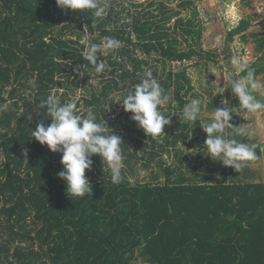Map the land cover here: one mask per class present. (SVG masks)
<instances>
[{
    "label": "trees",
    "instance_id": "obj_1",
    "mask_svg": "<svg viewBox=\"0 0 264 264\" xmlns=\"http://www.w3.org/2000/svg\"><path fill=\"white\" fill-rule=\"evenodd\" d=\"M177 14L164 0H152L134 13L110 6L100 20L91 12L65 13L55 0H0V264H136V254L149 264H264V183L254 170L248 165L239 173L224 169L218 179L200 172L192 176L163 156L173 146L178 160L186 163L176 146L191 141L195 128L203 130L199 121L190 126L182 119L173 127V111L187 103L193 85L186 69L166 72L168 63L219 57L216 50L202 54L201 29L195 30L194 19L179 17L169 30L167 24ZM113 23L120 25L109 29ZM251 25V19H242L226 38L225 51ZM84 35L92 43L104 37L122 41L121 48L108 54L111 70L98 75L83 60ZM254 37L263 51L264 33ZM138 49L145 58L136 55ZM153 53L160 55L162 74L150 63ZM145 65L171 95L166 135L151 138L135 121L123 126L126 132L113 129L124 145L122 182L111 183L107 165L96 154L89 179L92 194L68 196L66 182L57 176L63 170L62 154L31 137L42 119L51 123L40 102L54 95L66 103L93 74L103 77L108 71L113 76L105 79L103 89H88L84 97L99 119L107 113V96L139 83ZM251 67L256 76L264 75V51ZM227 97L235 110L232 93ZM231 115L230 123L238 127L239 115ZM236 139L243 142L242 135ZM256 152L260 157L259 147ZM206 155L201 154L207 163L202 161L199 170L214 163ZM142 169L151 174L141 177Z\"/></svg>",
    "mask_w": 264,
    "mask_h": 264
},
{
    "label": "clouds",
    "instance_id": "obj_2",
    "mask_svg": "<svg viewBox=\"0 0 264 264\" xmlns=\"http://www.w3.org/2000/svg\"><path fill=\"white\" fill-rule=\"evenodd\" d=\"M55 3L65 13L68 10L76 13L91 12L98 20L103 19L108 11L104 0H55ZM80 43L84 45L83 60L88 61V65L98 75L106 68L103 60L98 62V56L123 46L122 41L114 37H104L100 43H92L86 35ZM230 65L242 75L235 78L232 71L225 72L222 77L223 87L219 88L223 92L230 89L232 96L238 98L239 107L246 113H264V99L257 96V93L264 95V80L256 76L255 69L245 56L231 57ZM75 70L79 73L80 66ZM125 93L120 104L125 112L132 113L130 119L151 138L164 134V127L170 124L171 116H165L160 108L169 104L171 95L153 76L151 69L146 70L140 82L128 88ZM109 104L106 105V110ZM221 104L222 107L214 108L210 121H203L199 119L202 114V101L192 98L184 104L179 119L190 126L199 121L200 127L207 134L204 145L206 156L213 162L219 161L225 167L234 168L239 173L249 162L259 158L256 152L259 145L236 139L238 135L250 137L254 133H244L239 127L233 126L230 121L234 108L227 99L222 100ZM39 107L46 108L51 123L45 125L42 119L36 124L35 130H31V137L41 145H47L50 151L62 154L60 163L63 170L57 176L66 182L68 196L82 198L92 194V186L85 173L86 170H92V156L96 154L101 157L103 165H107L111 183L118 185L122 182L125 159L122 138L107 126L102 116L98 119L93 109L87 110L86 116L79 115L74 100L61 103L54 95L42 100ZM23 155L27 158V149L23 150Z\"/></svg>",
    "mask_w": 264,
    "mask_h": 264
},
{
    "label": "rangeland",
    "instance_id": "obj_3",
    "mask_svg": "<svg viewBox=\"0 0 264 264\" xmlns=\"http://www.w3.org/2000/svg\"><path fill=\"white\" fill-rule=\"evenodd\" d=\"M151 1L152 0H104L108 7L114 6L117 7L118 10H125L126 12L130 11V13H134L136 10L143 11L147 8L148 3ZM154 1L158 2L159 0ZM164 2L167 4L169 9L180 12V14L174 15L171 21L168 22L167 26L169 30H172L175 21L179 17L185 19L184 21H187L190 18L194 19L195 30L201 29L202 36L199 43L202 54L213 50H216V52L219 54L217 59L210 58L209 60L207 59V56H196L193 59L187 60L185 62L168 63L166 68V72L169 69H173L174 71L186 69L193 85V90L190 91L186 96L187 102L192 98L201 99L202 114L199 119L203 121H209L211 120L212 114L214 113V108L222 107L221 101L224 99L228 100L227 93H231L230 89H225L223 92V89L219 88L223 87L224 80L222 77L224 73L232 71L235 78H238L241 75V73L232 69L230 65L231 57L245 56L248 58L251 65L257 61L258 56L263 54L264 49L262 51L256 46V42L254 40L256 37H254V34L264 33V0H164ZM182 3H188L186 5L188 8L182 6ZM153 10L155 12L158 11L155 8H153ZM126 14L127 13H123V16H126ZM126 17H129V15ZM131 19L132 18H130L128 21ZM242 19H251L252 25L244 31L245 36H243L241 33L236 35L234 38L236 40H233L232 43L228 45L230 51H225L226 38L230 32L239 25ZM119 25V23L116 25L113 23L109 25L108 28L115 29L119 27ZM182 46L183 49H187V44L185 42ZM135 53L138 57L145 58V55L141 50L138 49ZM108 54V52L102 53V57L99 61L103 60L106 64L107 70L109 71L111 70L112 66L107 64V60L109 58ZM158 56H160L159 53H153L152 56H148V58L151 64L157 65L159 74H162L163 66L158 60ZM127 68L131 71L133 69V65L130 63ZM147 68L148 65L143 67L142 75L146 70H148ZM108 71L103 77L93 74L86 84V87H79L75 92L70 94L68 102L73 100L76 102L78 105L77 114L86 116V111L89 109V107L85 105L84 97L89 96L88 89L95 90L96 93L103 89L106 81L105 79L111 78L113 76ZM115 76L119 78L118 75ZM257 77L264 80V75H259ZM136 84L128 83L125 90L112 91L109 96H107L106 99L108 102L106 105L110 103L111 99H113V106L110 103L108 109L106 110L107 113L105 115L102 114L101 116L111 129H115L118 132H126V129L123 128V126L125 124H130V122L133 121L130 119L132 113L127 116L128 112L124 111L123 106L120 103H122L121 97L126 92V90L135 86ZM62 92L63 90H60L59 93ZM218 96L220 97L219 101L211 106L210 103ZM257 96L260 99H264V95L261 93H257ZM231 98L233 103L238 104L236 102V97ZM236 104L234 111H236V114L239 115L240 119V124L238 127L244 133H247L248 131H252L254 133L250 137L242 135L243 142L256 143L261 149L260 157L255 161L249 162L248 165L252 170H254L256 175L259 176V180L257 179V181H262L264 183V113L248 114L244 110H240L239 106ZM175 105L177 104L175 103ZM182 109L183 107H179L177 105V109L173 111L174 115H176V118H172L173 127L175 126L176 121L179 119L178 114L182 111ZM160 110L164 115H166L168 113L167 105L161 106ZM111 124H114V126L112 127ZM164 135H166V133ZM195 136H197V138H195ZM190 137L191 141H187L188 143L181 141L176 146L177 149L180 148V151H182L184 154L187 162L182 164L175 156V150H172L173 146H170L171 152L163 154V156L166 157L168 163H176V165H178V167H180L183 172H187L189 169L188 172L192 176L200 172L201 175H215L217 179L221 178L223 176L222 171L230 167L223 166L219 161H216L213 164L210 163L208 166L205 164L204 168L199 170L202 161H206V158L201 160V154L205 151L204 145L207 134L203 130H197L195 128L191 131ZM144 162L145 160H141V163ZM156 164L158 163H155L154 166H156ZM155 169L158 170L159 166H156ZM151 171L152 170L150 169H142L139 174L141 177H147L151 174ZM87 173L89 174L87 178L90 179L92 175L91 171L86 170L85 174ZM133 262L136 264H149L138 254L134 256Z\"/></svg>",
    "mask_w": 264,
    "mask_h": 264
}]
</instances>
